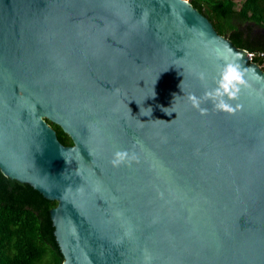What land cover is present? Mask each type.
I'll return each instance as SVG.
<instances>
[{
	"label": "water",
	"instance_id": "obj_1",
	"mask_svg": "<svg viewBox=\"0 0 264 264\" xmlns=\"http://www.w3.org/2000/svg\"><path fill=\"white\" fill-rule=\"evenodd\" d=\"M227 62L241 107L201 114ZM0 172L62 264H264V70L188 0H0Z\"/></svg>",
	"mask_w": 264,
	"mask_h": 264
},
{
	"label": "trees",
	"instance_id": "obj_2",
	"mask_svg": "<svg viewBox=\"0 0 264 264\" xmlns=\"http://www.w3.org/2000/svg\"><path fill=\"white\" fill-rule=\"evenodd\" d=\"M237 48L264 51V0H189ZM264 70V59L256 58ZM58 140L71 145L63 130L46 119ZM46 199L27 183L0 172V264H62Z\"/></svg>",
	"mask_w": 264,
	"mask_h": 264
},
{
	"label": "clouds",
	"instance_id": "obj_3",
	"mask_svg": "<svg viewBox=\"0 0 264 264\" xmlns=\"http://www.w3.org/2000/svg\"><path fill=\"white\" fill-rule=\"evenodd\" d=\"M201 81L206 79L203 72L197 74ZM248 87L244 79L243 71L239 64L234 62H227L223 65L219 76L215 79V86L211 89H206L202 96L197 97L195 94L187 96L191 106L197 109L201 114L207 112V109L201 107L205 102L211 103L213 108L217 111H223L233 114L241 105L233 106L230 102L237 100L241 94L242 88ZM150 109L148 114H150ZM136 154L130 153L128 150H117L113 153V158L110 163L114 167H119L123 163H128L136 160Z\"/></svg>",
	"mask_w": 264,
	"mask_h": 264
},
{
	"label": "built area",
	"instance_id": "obj_4",
	"mask_svg": "<svg viewBox=\"0 0 264 264\" xmlns=\"http://www.w3.org/2000/svg\"><path fill=\"white\" fill-rule=\"evenodd\" d=\"M246 56L248 58V61H254V59H264V51L262 50H246Z\"/></svg>",
	"mask_w": 264,
	"mask_h": 264
},
{
	"label": "rangeland",
	"instance_id": "obj_5",
	"mask_svg": "<svg viewBox=\"0 0 264 264\" xmlns=\"http://www.w3.org/2000/svg\"><path fill=\"white\" fill-rule=\"evenodd\" d=\"M189 1V0H188ZM262 68V66H260Z\"/></svg>",
	"mask_w": 264,
	"mask_h": 264
}]
</instances>
